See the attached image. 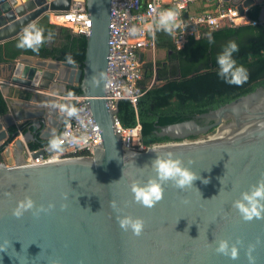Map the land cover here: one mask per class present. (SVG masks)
Wrapping results in <instances>:
<instances>
[{
	"label": "water",
	"instance_id": "water-1",
	"mask_svg": "<svg viewBox=\"0 0 264 264\" xmlns=\"http://www.w3.org/2000/svg\"><path fill=\"white\" fill-rule=\"evenodd\" d=\"M79 1L91 21L82 67L29 56L0 66L7 71L0 83L7 106L0 115V247H6L0 264H264V219L244 221L232 207L242 192L264 179V86L193 119L158 127L160 137L198 140L124 154L114 128L118 103L113 109L106 104L107 78L93 82L100 73L106 77L111 0ZM222 1L244 16L250 7L264 3ZM71 2L0 0V44L49 12L67 11ZM259 20L264 21V8ZM13 88L23 94L10 98ZM72 88L80 93L70 99ZM69 105L91 111L101 143L89 157L29 163L26 150L31 143L38 145L33 159L54 154L48 150L49 140L70 120L61 110ZM211 129L214 133L203 138ZM168 154L200 179L183 191L165 184L163 199L152 208L135 203L133 181L154 177L151 161ZM26 196L37 207L55 208L38 218L26 212L17 219L13 209ZM117 216L143 219V234L121 230ZM221 239L242 241L237 260L216 253L213 242ZM249 245L255 246L251 262Z\"/></svg>",
	"mask_w": 264,
	"mask_h": 264
},
{
	"label": "trees",
	"instance_id": "trees-1",
	"mask_svg": "<svg viewBox=\"0 0 264 264\" xmlns=\"http://www.w3.org/2000/svg\"><path fill=\"white\" fill-rule=\"evenodd\" d=\"M262 8L264 3L261 6L254 5L247 11L246 17L254 25L226 24L215 30L198 27L191 35L186 36L180 48L174 44L172 32L162 30L159 22L156 23L153 35L155 48L164 51L165 58L142 63V78L139 82L142 96L136 106L133 107L127 100L118 102L116 118L121 127L129 129L138 125L139 141L145 147L195 141L200 137L191 136L184 140L160 137L157 135L158 127L193 119L196 115L214 110L257 87H263L264 21L259 20ZM202 10L199 12H204ZM36 25L44 30L46 38L39 51L18 48V36L0 45V63L13 61L20 55H28L45 60L71 62L82 67L86 48L85 36L49 23L46 16ZM49 34L50 40L47 39ZM209 37L214 43L209 42ZM229 41L237 43L239 51L234 54V58L238 65H243L248 71V80L242 86L226 84L217 75L219 69L216 57ZM79 93L78 88L70 91L71 95ZM6 112L5 99L0 92V115ZM196 121L201 125L207 124L204 120ZM27 130L24 129L23 132ZM31 130L34 131L33 128ZM214 131L215 129H211L203 138L212 135ZM37 147L36 143H31L29 149L35 150Z\"/></svg>",
	"mask_w": 264,
	"mask_h": 264
},
{
	"label": "built area",
	"instance_id": "built-area-1",
	"mask_svg": "<svg viewBox=\"0 0 264 264\" xmlns=\"http://www.w3.org/2000/svg\"><path fill=\"white\" fill-rule=\"evenodd\" d=\"M195 3L212 4L214 10L189 13L190 5ZM180 7H177V6ZM176 9L182 22L179 29L172 31L174 44L180 48L187 35L198 27L215 30L223 25H254L246 16L239 15L235 7L226 6L222 0H111L109 24V52L105 83L107 106L115 108L121 100H127L133 107L142 96L139 82L142 78V63L146 53L155 51L153 39L154 26L159 22V12ZM184 14L186 16L184 17ZM51 24L65 27L74 34L87 36L91 27L84 2L72 0L67 11L49 12ZM106 85H108L106 87ZM114 128L121 136L123 153L145 151L148 147L139 141L140 127L123 128L115 120ZM64 140L62 150L31 158L33 150L27 149L26 160L39 164L64 158L89 157L93 149L101 143L99 128L91 111L81 107L77 115L71 117L58 135Z\"/></svg>",
	"mask_w": 264,
	"mask_h": 264
},
{
	"label": "clouds",
	"instance_id": "clouds-1",
	"mask_svg": "<svg viewBox=\"0 0 264 264\" xmlns=\"http://www.w3.org/2000/svg\"><path fill=\"white\" fill-rule=\"evenodd\" d=\"M177 7L180 6L178 5ZM181 23L182 22L179 20V13L176 9H164L159 12V26L162 30L171 33L173 30L179 29ZM45 39L44 30L35 23H32L23 28L17 47L20 49H31L37 52L40 46L45 42ZM47 39H51V34H49ZM209 42L214 43V40L209 37ZM238 51L239 47L235 41H229L223 47L222 51L216 57V64L219 69L217 75L223 79L226 84L242 86L248 80V71L243 65L237 64L234 54ZM105 79L106 77L104 74L100 73L99 80L93 77V82L99 84L101 80ZM107 86L108 85H106V87ZM69 98L71 99V94H69ZM53 107H55V105H53ZM61 110L69 117L76 116L78 111L75 107L70 105L67 107L61 106ZM63 143L64 140L62 137L53 134L49 140L48 150L53 153H58L62 150ZM151 168L155 173L154 177L149 178L143 183L133 181L130 186L134 202L146 208L154 207L163 199L165 184L171 182L175 188L183 191L192 188L194 181L200 179V177L188 167H185L181 160L174 158L172 154H168L167 158L156 156V158L151 161ZM221 181L222 179L220 183ZM203 182L207 183L208 181L205 180ZM110 206L114 211L118 210L115 201H112ZM65 207L66 205H62L61 210H64ZM232 207L239 213L244 221H251L254 218L264 219V179L258 180L256 184L250 186L248 191L242 192L240 198L233 201ZM54 208V204H49L47 208L43 205L37 207L36 203L30 197L26 196L24 200L18 202L17 207L13 209L12 215L19 219L24 213L31 212L33 216L38 218L41 213L47 214ZM117 222L121 230L125 232L131 231L136 237L143 234L145 221L141 218L117 216ZM213 243L217 245L215 251L218 255H223L233 261L239 258L240 248L238 246L242 245V241L237 240L235 243L230 244L228 240L221 239L215 240ZM5 244H7V242H5ZM254 247V245H249L246 253L250 262L253 259L251 253ZM4 251H6V247H0V252Z\"/></svg>",
	"mask_w": 264,
	"mask_h": 264
},
{
	"label": "crops",
	"instance_id": "crops-1",
	"mask_svg": "<svg viewBox=\"0 0 264 264\" xmlns=\"http://www.w3.org/2000/svg\"><path fill=\"white\" fill-rule=\"evenodd\" d=\"M223 3L226 6H228V7H233L229 3H225V2H223ZM202 9H204V10H202ZM201 10L204 11V12L213 11L214 10V5H212V4L195 3V4L190 5V7L188 9L189 13H201V12H199ZM8 41H10V40H8ZM8 41H6V42H4V43H2L0 45H4ZM20 56H28V55H20ZM29 57H33V56H29ZM33 58L41 59V58H37V57H33ZM15 60H13V61H15ZM13 61L1 62L0 63V66H5L6 64H8L10 62H13ZM2 75H4V76L7 75V71L6 70L2 71V69L0 68V83H1V80H2L1 79V76ZM20 93H21L20 90L13 88L11 90V96H10V98H12V97H19Z\"/></svg>",
	"mask_w": 264,
	"mask_h": 264
},
{
	"label": "rangeland",
	"instance_id": "rangeland-1",
	"mask_svg": "<svg viewBox=\"0 0 264 264\" xmlns=\"http://www.w3.org/2000/svg\"><path fill=\"white\" fill-rule=\"evenodd\" d=\"M48 22L50 23L51 20L48 19ZM165 58V52L162 50H157L155 49V51L153 53H146L145 54V61H151V62H155V61H160L163 60Z\"/></svg>",
	"mask_w": 264,
	"mask_h": 264
},
{
	"label": "flooded vegetation",
	"instance_id": "flooded-vegetation-1",
	"mask_svg": "<svg viewBox=\"0 0 264 264\" xmlns=\"http://www.w3.org/2000/svg\"><path fill=\"white\" fill-rule=\"evenodd\" d=\"M47 18H48V16H47ZM49 19V18H48Z\"/></svg>",
	"mask_w": 264,
	"mask_h": 264
}]
</instances>
